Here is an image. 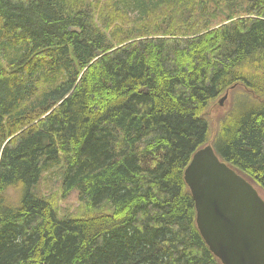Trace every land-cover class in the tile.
Here are the masks:
<instances>
[{
  "label": "trees",
  "instance_id": "16d2710c",
  "mask_svg": "<svg viewBox=\"0 0 264 264\" xmlns=\"http://www.w3.org/2000/svg\"><path fill=\"white\" fill-rule=\"evenodd\" d=\"M261 51L264 0H0V264H223L185 170L212 144L264 193ZM54 164L110 212L61 214Z\"/></svg>",
  "mask_w": 264,
  "mask_h": 264
},
{
  "label": "water",
  "instance_id": "95a60500",
  "mask_svg": "<svg viewBox=\"0 0 264 264\" xmlns=\"http://www.w3.org/2000/svg\"><path fill=\"white\" fill-rule=\"evenodd\" d=\"M185 180L198 228L222 263L264 264V196L258 188L222 160L212 144L194 154Z\"/></svg>",
  "mask_w": 264,
  "mask_h": 264
},
{
  "label": "rangeland",
  "instance_id": "374dc122",
  "mask_svg": "<svg viewBox=\"0 0 264 264\" xmlns=\"http://www.w3.org/2000/svg\"><path fill=\"white\" fill-rule=\"evenodd\" d=\"M259 56L260 59L261 56L264 57V51H261ZM256 59L257 56L250 58L249 61L244 64V71L250 70L251 72H257L255 64ZM242 91V88H233L223 104L216 103V105H213L210 108L208 118L214 130L218 128L219 119L233 109L234 102L239 98ZM33 190L44 196L46 199L50 201L52 200L56 207L59 208L61 214H72L76 217H88L102 213H109L111 210L108 207L89 209L79 200L77 191L65 193L62 188L60 164L49 166L44 171L42 178ZM261 194L264 195L262 191Z\"/></svg>",
  "mask_w": 264,
  "mask_h": 264
},
{
  "label": "bare ground",
  "instance_id": "6f19581e",
  "mask_svg": "<svg viewBox=\"0 0 264 264\" xmlns=\"http://www.w3.org/2000/svg\"><path fill=\"white\" fill-rule=\"evenodd\" d=\"M215 149V148H214Z\"/></svg>",
  "mask_w": 264,
  "mask_h": 264
}]
</instances>
